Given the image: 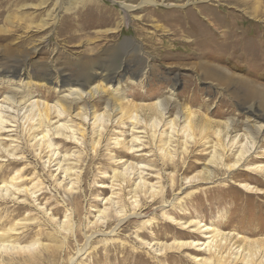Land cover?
I'll use <instances>...</instances> for the list:
<instances>
[{
  "label": "rangeland",
  "instance_id": "374dc122",
  "mask_svg": "<svg viewBox=\"0 0 264 264\" xmlns=\"http://www.w3.org/2000/svg\"><path fill=\"white\" fill-rule=\"evenodd\" d=\"M12 61H24L28 74L0 76L10 122L2 137L14 140L0 142L11 146H0V186L16 175L29 192L0 200V230L21 233L0 244V264H197L194 258L209 257L207 248L162 249L208 240L168 218L219 231L230 248L225 260L262 259L264 0H0V64ZM101 66L120 67L118 94L109 89L65 105L62 75L77 79ZM24 81L29 95L16 106L6 98ZM40 114L76 138L49 132L51 161L29 137ZM169 132L168 157L159 142ZM240 147L246 158L227 169ZM254 165L261 171L248 169ZM58 166L71 167V175ZM20 201L29 209L17 211Z\"/></svg>",
  "mask_w": 264,
  "mask_h": 264
},
{
  "label": "bare ground",
  "instance_id": "6f19581e",
  "mask_svg": "<svg viewBox=\"0 0 264 264\" xmlns=\"http://www.w3.org/2000/svg\"><path fill=\"white\" fill-rule=\"evenodd\" d=\"M119 69H120V67L119 68H113L112 70L107 69V67H105V66L96 67V69L91 67V68L82 70L81 77H79L77 79H68V78H66V76L62 75L63 76L62 79H63V82H64V87H62L63 89H61L59 91V93L61 94L60 98L63 99V101L65 102L64 104L68 106V104H70V105L77 104V102L80 99H82L83 97L84 98H92L94 96L103 94L104 92L108 91L109 89H111V92H112V95H113L114 93H117V91L119 90V82L116 81V79H117L116 77L120 76V74H119L120 70ZM27 74H28V69H27L26 63L24 61H12V63L0 64V76H2V75H7V76L8 75H20V76H22V75H27ZM97 78H100V79L104 80L105 84H106V81H108V80L109 81H113L114 80V81H116V85L112 86V85L108 84L107 86H105V85H102V84L95 83ZM21 80L22 79L20 78V81ZM6 83H8V82L6 81ZM30 85H31V83H29L27 81L26 82L24 81L23 83H20L19 85H15L14 87H11L10 90H9V96L6 98V100L8 101V99H11V101L14 102V104H16V106H20L25 101L26 97L29 95V89L30 88H28V87ZM106 94L108 95V93H106ZM107 103H108V105L110 106V108H111V110L113 112L119 110V105L120 104L119 105L117 104V100L114 103L109 102V100H108ZM156 103H158V102L156 101ZM34 107H35V105H32L31 108H34ZM61 110L63 111V109H61ZM61 110L58 111V116L62 115V111ZM164 110H165V108L160 105V111L163 112ZM4 114L5 113L2 111V106L0 105V142L2 140H5L11 145L12 143H14V140L12 138L7 140V139H4V137H2L5 132H8L6 130L7 129L6 126H7V123H10V122H8V119H6ZM39 116H40V118L42 120H46L47 121V118H46L45 115L40 114ZM40 118H39V120H40ZM132 119L133 118L130 117V120H131L132 124L136 125V123H134V121H132ZM42 120H40L36 125H34L32 128H30L31 133H29V137H31L30 140L36 141L35 148L37 147L36 148L37 151H39L40 149L48 150L47 152L51 154L48 159H49V161H51L52 156L55 154V149L56 148H54L52 150V148H51L52 147V142L45 141V138L48 136L49 132H52L51 136L53 138H57L58 136H62V137L65 138V140H66V138H69L70 141L72 139L75 140L76 138L72 136L74 132L71 130L70 127L65 125V123H62V124L60 123L59 125H56L53 128H50L49 124L51 122L47 121L44 124V122H42ZM100 120H101L100 116L92 117V125H94L96 129H98L97 131H95L96 135L98 134V131L101 130V129L99 130V125L100 124H98V123H101ZM42 126L45 127V130H41L39 133H37ZM170 128L172 130V124H170ZM251 131H252V133H251L252 135H257L259 133V128L255 127L254 130H251ZM65 133H70V135L66 136V135H64ZM171 133L172 132H169V135H167L168 133H166L165 137L163 136L164 138L160 139L161 141L159 142L160 143L159 146H161V151L164 152V153L167 152V156L168 157H169V152L166 151V149L169 148L170 145H171V140L173 138V137L170 136ZM74 136H75V134H74ZM6 137L9 138L10 136L7 135ZM48 138H49V136H48ZM174 139H175V137H174ZM74 140H72V141H74ZM134 140L137 141L138 140L137 137H135ZM1 145L8 146V145L0 143V146ZM10 145L8 147H11ZM241 147H243V146L241 145ZM240 148H239V150L237 151V153L235 155V162L232 165H230V166H226L227 169L229 167L238 168L239 167V163H242L243 159L246 158V156H247L246 153L247 152H244V150L242 148L241 149ZM0 150H2V149H0ZM129 150H131V149H129ZM12 155L8 153V156H12ZM65 157L66 156L63 155V160L62 161H64ZM10 164L14 165V164H17V162L13 161ZM56 164L58 165L59 163H56ZM65 165H68V164L65 163ZM261 168H262V166H260V165L248 166V169H250V170L254 169V170H260L261 171ZM263 168H264V166H263ZM58 169L62 172L64 177L65 176H70L71 173H72V168L68 167V166H66L65 168H62L61 166H58ZM0 170H1V168H0ZM114 175L117 176V179L120 176L119 173H114ZM121 176L123 177L122 174H121ZM203 176H204L203 180L207 184H210V182L212 180L211 170L205 169ZM126 178L128 179L129 177L127 176ZM20 179H21V177L14 175V176H11L8 180L4 179V180L1 181V186H0V200L1 201L6 200L7 197L11 198L12 195L20 194V193H23V192L26 193V195H27V193L29 192L28 189H24V188L22 189V187H19L18 185H16L17 182L20 181ZM127 179H125V180H127ZM125 180H122V178H121V181L125 182ZM139 180H140V178H139ZM141 182H142V180L139 181V183H141ZM140 186L138 184L135 185L136 188H138V187L140 188ZM150 187L153 188L152 186H150ZM241 187L244 188V189H250V187H248L246 185H241ZM133 191H135V188L133 189ZM150 192H152V190ZM34 194L35 193L32 192V193H30V196H32ZM134 194H135V192H134ZM134 198H135V196H134ZM19 204L22 205V206H18L17 207V209H18L17 211H21V210L26 209V208L29 209V206L24 201H20ZM99 214L103 215V211L99 212ZM100 217H102V216H100ZM168 219L173 223V225H176V223L180 224L182 226V229H188V228L192 227L191 232L197 231L199 233H202V234H204L203 238L208 239V240H207L206 243L205 242L194 243L192 241L191 242L190 241L189 242L174 241L171 244L162 245V249H164V250L171 249V248H176V249H180L181 250L185 246H189V247L194 246L195 248H198L197 251L205 250L207 248L206 251L209 252V257L208 258H198V259L194 258V261L197 264H227L230 261L232 262V264H234V263H236L238 261L242 262L243 264H264L263 261H262L264 256L262 257V259L259 262H253L252 259L250 258L252 256H248V253L245 256H243L242 258L238 257V256H234L233 258H228L227 260H225V256L224 255H225V253H227V251L229 252L230 248L227 247L226 239L220 238L221 234L219 233V231H217L216 229H214L211 226H204V225L201 226L199 224L191 225V223L182 224V223H179V222H177V221H175L173 219H170V218H168ZM7 221L8 220H5L4 222L7 223ZM19 230L20 229H15L12 226H9L5 230H0V244H3L5 246L6 243H9L11 241L10 238L12 236L20 235L21 233L18 232ZM50 235H52V234H50ZM50 235H48V236H50ZM56 235L54 234L53 236H56ZM51 238H52V236H51ZM20 239H22V238L21 237L17 238V240H20ZM34 244H36V243L33 242L31 246H33ZM13 248H14L13 250H15V248L20 249L21 247H13ZM252 253H254V252H252Z\"/></svg>",
  "mask_w": 264,
  "mask_h": 264
}]
</instances>
